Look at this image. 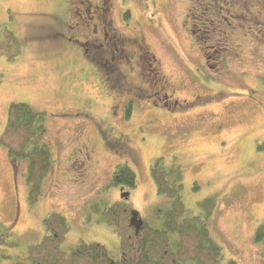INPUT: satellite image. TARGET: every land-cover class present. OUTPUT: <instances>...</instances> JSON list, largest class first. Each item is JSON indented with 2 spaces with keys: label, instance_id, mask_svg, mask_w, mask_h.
I'll return each instance as SVG.
<instances>
[{
  "label": "rangeland",
  "instance_id": "1",
  "mask_svg": "<svg viewBox=\"0 0 264 264\" xmlns=\"http://www.w3.org/2000/svg\"><path fill=\"white\" fill-rule=\"evenodd\" d=\"M77 1L0 0V42L10 29L22 43L15 60L0 54V133L10 102H28L46 112L54 157L31 204L27 161L10 158L0 144V228L24 236L26 248L44 235L48 214L60 211L71 223L63 249L84 240L114 251L113 227L86 222L89 204L124 200L139 225L161 200L150 165L163 156L182 164L189 208L216 196L210 227L223 247L221 264H264L254 240L264 218V150L257 148L264 141V37L254 46L238 18L202 13L207 1L111 0L109 36L119 51L108 64L100 24L77 18ZM218 42L233 48L215 57ZM197 66L211 79L201 81ZM119 162L135 170L134 188L108 185Z\"/></svg>",
  "mask_w": 264,
  "mask_h": 264
},
{
  "label": "trees",
  "instance_id": "2",
  "mask_svg": "<svg viewBox=\"0 0 264 264\" xmlns=\"http://www.w3.org/2000/svg\"><path fill=\"white\" fill-rule=\"evenodd\" d=\"M0 42V54L8 61L21 52V39L10 29ZM264 80V75H262ZM46 112L25 101L8 105L0 144L14 160H26L28 199L35 203L42 195L43 183L53 165V150L47 135ZM264 150V141L257 144ZM150 173L156 182L161 200L150 205L139 225L133 222V207L124 200L111 203L94 201L85 213L86 222H105L118 235L117 249L106 244L80 240L66 250L61 247L71 229L68 217L52 211L44 220V235L37 241L21 245L24 236L1 225L0 263L7 264H221L223 247L211 232L210 218L216 206V196L209 195L196 202V210L185 202L184 168L175 159L167 163L163 156L155 157ZM137 176L128 162L116 164L109 186L134 188ZM197 188V184L194 185ZM254 240L263 246L264 218L257 226ZM21 246V247H20ZM229 264H234L230 261Z\"/></svg>",
  "mask_w": 264,
  "mask_h": 264
},
{
  "label": "flooded vegetation",
  "instance_id": "3",
  "mask_svg": "<svg viewBox=\"0 0 264 264\" xmlns=\"http://www.w3.org/2000/svg\"><path fill=\"white\" fill-rule=\"evenodd\" d=\"M202 1L204 3L207 1V5L203 6L202 13L206 14L210 12L215 15L216 19L222 18V20L225 19L227 22L229 16L238 18L241 21L240 26H246L248 28L247 32L251 34L250 39L254 42L253 45L258 46L257 44L260 43L259 39L264 37V0H201V5L203 3ZM77 2L78 4H75L76 9H72V11L74 10L76 13L75 15L77 18L83 19L86 16L88 24L90 23V20H93V28L95 29H97L98 24H100V30L103 32L101 45H106V48L112 52L111 59L108 60V64L111 63L115 58V51H119V44L117 43L116 38H112L113 35L109 36L110 30L112 31L114 28L112 19L109 17L113 2L111 0H102L101 3H94L91 0H78ZM85 3H87L86 7L84 5ZM77 18H75L76 21H78ZM211 21L214 22L213 20ZM251 24L258 25L259 27H252ZM203 26L205 27L206 25ZM207 27L210 28V25H207ZM204 31H206L205 28ZM214 47L216 53L215 57H218L217 53L228 52L227 50L232 49L233 43L227 46L218 42ZM218 63L222 65V59L218 60ZM196 68H198L199 73H201V81L211 79L201 67L197 66ZM105 71L108 75L110 74L107 69ZM134 107L135 102L133 100L126 104V115H128Z\"/></svg>",
  "mask_w": 264,
  "mask_h": 264
},
{
  "label": "water",
  "instance_id": "4",
  "mask_svg": "<svg viewBox=\"0 0 264 264\" xmlns=\"http://www.w3.org/2000/svg\"><path fill=\"white\" fill-rule=\"evenodd\" d=\"M129 193H130L129 191H122L121 196L125 197V198H128Z\"/></svg>",
  "mask_w": 264,
  "mask_h": 264
}]
</instances>
